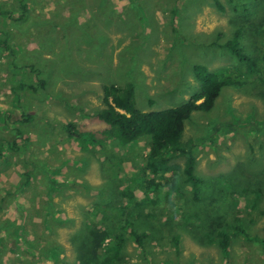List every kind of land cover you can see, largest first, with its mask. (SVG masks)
I'll use <instances>...</instances> for the list:
<instances>
[{
    "label": "rangeland",
    "instance_id": "obj_1",
    "mask_svg": "<svg viewBox=\"0 0 264 264\" xmlns=\"http://www.w3.org/2000/svg\"><path fill=\"white\" fill-rule=\"evenodd\" d=\"M217 1L221 9L214 0H24L23 11L20 0H0V39L8 32L18 51L13 60L0 45V264L80 262L73 240L82 224L103 228L92 207L117 180V208L133 225L123 231L117 264H264V86L254 78L224 88L211 111L193 113L185 125L201 181L196 195L181 159L145 195L144 139L125 155L113 148L115 158L64 132L68 123L103 129L93 117L103 109V85L131 83L137 109L162 111L200 89L194 66L231 69L242 80L245 66L225 43L238 30L234 48L260 58L264 0ZM20 83L37 89L13 92ZM104 152L106 174L98 161ZM125 186L132 200L122 196ZM120 220L109 231L118 233ZM210 224L229 234L227 258L211 241ZM131 231L145 234L142 247Z\"/></svg>",
    "mask_w": 264,
    "mask_h": 264
},
{
    "label": "trees",
    "instance_id": "obj_2",
    "mask_svg": "<svg viewBox=\"0 0 264 264\" xmlns=\"http://www.w3.org/2000/svg\"><path fill=\"white\" fill-rule=\"evenodd\" d=\"M23 1L20 0V8L26 11V6H23ZM217 7L221 9V5L217 0H214ZM111 13V9L109 10ZM106 14V13H105ZM24 12L17 18L16 21L22 19ZM6 17V16H4ZM238 30L234 32L232 40L225 43V48L230 51L239 62L245 66L244 73L239 72L242 80H239V76H232L234 73L231 69H227L225 72H211L204 66H194V77L200 82V89L195 92L188 101L174 107L165 109L162 111H141L137 109L134 97V86L131 83L124 85H103L102 86V105L103 109L94 113L95 117L101 122L104 127L99 131H78L73 123H68L64 127L66 135L78 143L79 146H99L107 152H111L110 156L115 158L118 155L113 151V148H117L122 154H126L130 151L131 146L134 143L144 139L145 142V155L143 156L144 167L142 169L143 174L150 176L149 179H145L141 185V190L145 195L149 193L150 189L154 187L158 181L164 180L168 173L179 170L177 160L183 161V174L186 178V182L192 186L194 195L198 193L199 184L201 181L195 174L196 159L194 156V142L190 139H184V131L186 123L191 119L192 114L195 112L206 113L212 110L221 91L227 87L242 86L246 84L244 79L254 78L260 86H264V50L258 60H254L241 51L236 50L234 47L237 42ZM264 35V28L262 29ZM0 39V45L8 51L10 55H13V60L17 59V55L11 45H9L8 32L2 33ZM30 69H35L31 68ZM38 80L42 77V73L39 69ZM44 82L39 80V87L44 86ZM28 87L29 90L36 91L37 87L26 86L25 83L17 84L16 87L11 88L14 92L17 89ZM22 118L26 122L30 116L23 115ZM104 142H109L105 144ZM103 143V144H102ZM84 145V146H83ZM86 148H82L81 151H85ZM1 150V149H0ZM91 150L88 151V153ZM106 155L104 161L98 160L101 164L102 174L104 172V164L110 161L109 155ZM117 153V154H120ZM1 155V153H0ZM121 163V160H119ZM88 164V163H84ZM83 166V165H82ZM118 170V169H117ZM147 177V176H146ZM136 177H132V182ZM30 179V172L25 173V182L23 185H27ZM109 179L107 182H111ZM118 181H115L113 190L111 192L104 189L98 191L96 201L93 204L92 210L95 217H100V223L103 228L97 230L95 228H89L82 224L79 233L76 236L77 240H73L76 249L78 250V260L80 262L76 264H117L120 261L121 251L125 244V238L123 231H128L133 227L129 221L132 216H127L125 209L117 208L118 202ZM103 188V187H102ZM122 196H128V199L132 200L133 195L125 186L122 188ZM49 206H52L49 202ZM114 208H117L115 211ZM52 217L53 213L50 209L46 210ZM113 212V215H112ZM118 217V222L124 218V224L121 226L118 233L109 231V227L112 224L113 218ZM88 219V218H87ZM86 223V221H84ZM92 225V224H91ZM91 227V226H90ZM219 228V226H217ZM212 227L211 241H213L222 254L227 258L230 245L229 234L222 228ZM236 232L241 231L245 236L246 232L236 227ZM136 239L139 247H142L141 238L145 237L144 233L130 232ZM249 238V237H248ZM75 239V238H74ZM250 240L260 241L257 237H251ZM177 242V240H176ZM264 251V240H261ZM98 250H101V257L97 256Z\"/></svg>",
    "mask_w": 264,
    "mask_h": 264
}]
</instances>
